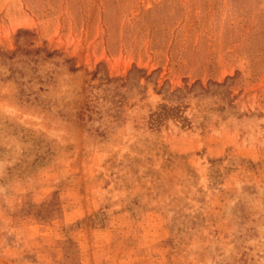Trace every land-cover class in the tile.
<instances>
[{
    "label": "rangeland",
    "instance_id": "1",
    "mask_svg": "<svg viewBox=\"0 0 264 264\" xmlns=\"http://www.w3.org/2000/svg\"><path fill=\"white\" fill-rule=\"evenodd\" d=\"M0 264H264V0H0Z\"/></svg>",
    "mask_w": 264,
    "mask_h": 264
}]
</instances>
